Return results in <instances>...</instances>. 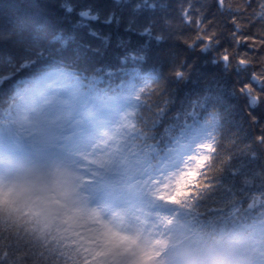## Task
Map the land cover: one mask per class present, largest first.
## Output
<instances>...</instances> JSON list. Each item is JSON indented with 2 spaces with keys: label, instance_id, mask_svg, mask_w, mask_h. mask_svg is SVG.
<instances>
[{
  "label": "snow or ice",
  "instance_id": "1",
  "mask_svg": "<svg viewBox=\"0 0 264 264\" xmlns=\"http://www.w3.org/2000/svg\"><path fill=\"white\" fill-rule=\"evenodd\" d=\"M215 4L206 16L207 9L188 0L180 24L191 35L175 38L202 51L219 47L222 32L229 38L217 59L247 71L236 91L247 97L256 133L239 146L234 135L224 136L214 107L200 112L193 104L163 138L140 121L138 105L127 101L161 95L151 80L135 84L142 70L136 61H145L146 51L128 53L113 67L100 63L101 49L78 42L74 31L87 28L107 44L89 22L119 24L113 13L101 18L91 5L63 0L64 12L77 17L73 31L0 22V42L23 53L0 75V264H168L176 236L193 223L256 219L264 209V156L255 170L244 156L257 159L253 144L264 153V110L256 111L264 101V0ZM135 30L154 35L157 44L168 39L153 33L151 21ZM171 74L186 75L179 67ZM166 104L164 97L155 112ZM222 191L229 195L216 203ZM209 200V212H200ZM185 213H194L195 222L182 220Z\"/></svg>",
  "mask_w": 264,
  "mask_h": 264
},
{
  "label": "trees",
  "instance_id": "2",
  "mask_svg": "<svg viewBox=\"0 0 264 264\" xmlns=\"http://www.w3.org/2000/svg\"><path fill=\"white\" fill-rule=\"evenodd\" d=\"M63 0H0V22L13 24L26 22L30 25L41 24L49 33L64 29L73 31L72 25L77 17L73 13L68 15L64 12L60 4ZM78 6L91 5L93 10L100 12L101 18L109 12L114 17H120L119 24L115 19L110 24H103L100 20L89 22L92 29L98 30L101 36H107V44L98 38L88 35L87 28L74 29L77 41L91 43L103 52L100 63L105 61L111 66L119 65V58L128 53L139 55L146 51L145 61H136L141 66V73L135 78L136 83L143 80H151L159 89L161 95H153L150 99L137 102L133 100V105H138L140 112L138 118L157 137H165L167 130L179 127L185 114L196 105L198 111L203 112L209 107L216 108L222 117V132L227 138L234 135L237 146L253 139L256 134L246 115L248 104L247 97L236 91L239 84L246 82L247 71H237L235 65L226 67L222 60L217 59L224 47L229 46L230 40L225 33L220 35V45L208 51L200 50L197 45L188 48L177 35L190 36L192 30L181 25V9L188 3V0H72ZM139 3V11H133V5ZM149 5H155L150 8ZM200 6L207 9L206 16H211L216 10L215 0H209L207 4H201V0H193V7ZM219 15V13H217ZM131 23V28L128 24ZM165 20L172 21L171 25H166ZM152 22L153 33L162 31L168 37L163 43L156 41L154 35L138 34L139 29ZM124 41L125 43H120ZM147 42V49L141 46ZM22 50L9 42H0V75H4L14 68L13 61H18L22 55ZM91 55V53H89ZM12 59L9 60L8 57ZM215 61V63H213ZM180 68L186 75L183 78L174 77L171 73ZM166 97L167 104L164 111L156 113L155 108L160 101ZM203 105V107H201ZM264 110V101L256 109L257 112ZM249 151L258 153L257 159H252L250 155L244 156V161L248 170H255L260 165L259 146L253 144ZM238 161L233 162L235 167ZM239 177H237V185ZM239 194V193H238ZM228 193L221 192V200L227 199ZM214 201L209 200L200 204V212H209V207ZM182 220L195 222L197 219L194 213H185Z\"/></svg>",
  "mask_w": 264,
  "mask_h": 264
},
{
  "label": "clouds",
  "instance_id": "3",
  "mask_svg": "<svg viewBox=\"0 0 264 264\" xmlns=\"http://www.w3.org/2000/svg\"><path fill=\"white\" fill-rule=\"evenodd\" d=\"M168 264H264V209L257 210L255 220L193 223L176 236Z\"/></svg>",
  "mask_w": 264,
  "mask_h": 264
},
{
  "label": "rangeland",
  "instance_id": "4",
  "mask_svg": "<svg viewBox=\"0 0 264 264\" xmlns=\"http://www.w3.org/2000/svg\"><path fill=\"white\" fill-rule=\"evenodd\" d=\"M135 84H136V85H139V83H136V82H135ZM131 90H132V89H128L129 92H131ZM127 103H128L129 105H133V100H132V99H129V100L127 101Z\"/></svg>",
  "mask_w": 264,
  "mask_h": 264
}]
</instances>
